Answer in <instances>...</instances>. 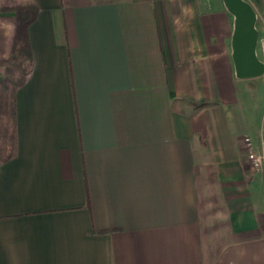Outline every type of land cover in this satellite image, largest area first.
Returning <instances> with one entry per match:
<instances>
[{"label": "crops", "instance_id": "obj_1", "mask_svg": "<svg viewBox=\"0 0 264 264\" xmlns=\"http://www.w3.org/2000/svg\"><path fill=\"white\" fill-rule=\"evenodd\" d=\"M66 1L21 0L38 13L0 164V264H264L243 142L264 127V73L237 77L224 0Z\"/></svg>", "mask_w": 264, "mask_h": 264}, {"label": "trees", "instance_id": "obj_2", "mask_svg": "<svg viewBox=\"0 0 264 264\" xmlns=\"http://www.w3.org/2000/svg\"><path fill=\"white\" fill-rule=\"evenodd\" d=\"M66 2V0H61L62 4ZM2 10L12 12L14 28L8 55L0 61V71L2 73L0 81V115L8 118L11 129L8 154L0 160V164L7 162L15 152V94L17 89L25 83L31 69L32 54L28 40V28L38 13L37 7L32 3L17 4ZM213 201L216 202L215 199Z\"/></svg>", "mask_w": 264, "mask_h": 264}, {"label": "water", "instance_id": "obj_3", "mask_svg": "<svg viewBox=\"0 0 264 264\" xmlns=\"http://www.w3.org/2000/svg\"><path fill=\"white\" fill-rule=\"evenodd\" d=\"M228 11L234 17L232 34V58L239 78H252L264 73V64L255 54L257 32L254 28L255 14L243 0H224Z\"/></svg>", "mask_w": 264, "mask_h": 264}, {"label": "rangeland", "instance_id": "obj_4", "mask_svg": "<svg viewBox=\"0 0 264 264\" xmlns=\"http://www.w3.org/2000/svg\"><path fill=\"white\" fill-rule=\"evenodd\" d=\"M247 1L252 4L251 8L253 9L255 14L254 28L257 32V38L259 37V40L261 42L262 39H264V0H247ZM24 3L25 2H21V0H0V14L4 16L3 18L8 19L9 22L13 24L14 21H13L12 12L8 10L3 11L2 9ZM255 54L256 55L258 54V56L262 57V59L264 60V50L261 48L260 44L258 47H256ZM10 136H11L10 122L7 117H2L0 115V160L5 158L6 155L8 154Z\"/></svg>", "mask_w": 264, "mask_h": 264}, {"label": "built area", "instance_id": "obj_5", "mask_svg": "<svg viewBox=\"0 0 264 264\" xmlns=\"http://www.w3.org/2000/svg\"><path fill=\"white\" fill-rule=\"evenodd\" d=\"M243 142L246 145V159L249 163L250 169L255 174L264 176V127L259 130L257 144L254 145L251 138L243 137Z\"/></svg>", "mask_w": 264, "mask_h": 264}]
</instances>
